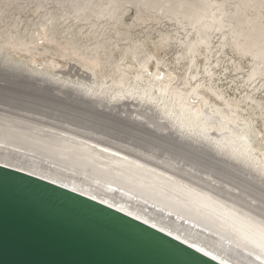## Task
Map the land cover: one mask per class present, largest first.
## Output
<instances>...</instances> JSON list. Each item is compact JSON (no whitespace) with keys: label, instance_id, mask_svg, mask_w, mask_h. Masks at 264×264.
<instances>
[{"label":"rangeland","instance_id":"obj_1","mask_svg":"<svg viewBox=\"0 0 264 264\" xmlns=\"http://www.w3.org/2000/svg\"><path fill=\"white\" fill-rule=\"evenodd\" d=\"M16 63L0 70L1 127L127 150L264 221V0H0V66ZM28 76L50 90L12 85ZM86 95L107 113L75 103Z\"/></svg>","mask_w":264,"mask_h":264},{"label":"bare ground","instance_id":"obj_2","mask_svg":"<svg viewBox=\"0 0 264 264\" xmlns=\"http://www.w3.org/2000/svg\"><path fill=\"white\" fill-rule=\"evenodd\" d=\"M20 64H11L12 68L0 66V70L10 75L14 73L16 66L24 67ZM69 69L84 79L91 78L89 72L76 64L71 63ZM13 83V86L32 87V85H37V87H46L50 90L48 84L44 86L45 84H42L41 81H33L32 76L14 79ZM67 95L76 98L72 93ZM86 96H77L78 101L75 103L83 107L88 106L98 115L107 113L104 109L98 108L97 105H101V101H93L91 95ZM127 118L125 121L124 118L121 119L128 125H139L141 129H147L153 134L158 132L160 135L159 131L161 132L164 126L158 123L159 125L156 124L150 131V128L132 119L131 116ZM6 123L0 122V139L7 142V146L0 145V164L61 184L112 206L166 232L222 264H264V221L261 216L258 217L257 214L252 216L254 213L250 215L249 212L246 213L248 210L245 211V209L241 211L232 202L226 203L224 201L226 198L222 200V197L206 191L204 189L206 187H198V184L189 183L179 178L174 171L150 165V163L134 157L131 155L132 152H127V150L88 140L75 142L69 136L70 134L62 138L59 137L60 139L57 137V139H50L47 133L49 130L44 127L36 128L39 130H35L33 133L22 132L23 134L16 135L15 132H9L8 129L7 131L1 127V124L6 125ZM163 129L167 130L168 128L164 126ZM200 129L202 130L200 136H205L204 128ZM172 136L175 137L176 135L173 134ZM179 137L178 139L181 141L177 138L176 140L171 138V140L182 147L193 148L194 145H201L192 144L199 142L193 140L182 143L183 140L187 139H184L183 136ZM217 142L219 141L216 140V146L218 145ZM8 144L16 145L15 147L18 149L9 147ZM224 144L227 145L222 144L223 147L221 146V148L226 154L234 153L229 150L238 146L233 138L228 139V142ZM245 153V150L240 151L239 155H245ZM249 159L247 157L244 160L245 164L252 162ZM214 160L216 159L214 158ZM214 160L212 162L216 164L217 162ZM196 176L194 177L196 178ZM238 178L245 179L247 176L241 175ZM213 190L212 188L211 191ZM237 200H235L236 204H239ZM228 201L232 200L229 199Z\"/></svg>","mask_w":264,"mask_h":264},{"label":"water","instance_id":"obj_3","mask_svg":"<svg viewBox=\"0 0 264 264\" xmlns=\"http://www.w3.org/2000/svg\"><path fill=\"white\" fill-rule=\"evenodd\" d=\"M0 264H222L112 206L0 164Z\"/></svg>","mask_w":264,"mask_h":264}]
</instances>
